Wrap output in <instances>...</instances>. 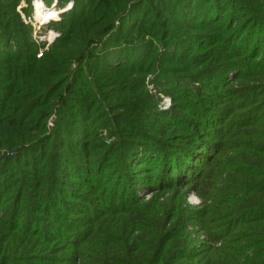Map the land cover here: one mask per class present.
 Listing matches in <instances>:
<instances>
[{"label":"rangeland","instance_id":"rangeland-1","mask_svg":"<svg viewBox=\"0 0 264 264\" xmlns=\"http://www.w3.org/2000/svg\"><path fill=\"white\" fill-rule=\"evenodd\" d=\"M0 264H264V0H0Z\"/></svg>","mask_w":264,"mask_h":264},{"label":"built area","instance_id":"built-area-1","mask_svg":"<svg viewBox=\"0 0 264 264\" xmlns=\"http://www.w3.org/2000/svg\"><path fill=\"white\" fill-rule=\"evenodd\" d=\"M67 10V9H66ZM46 15V13L43 11L41 17L39 18V24H43V23H48L49 21H53L54 19H52L53 17L49 18V19H43L42 16L44 17ZM36 18V17H35ZM37 19V18H36Z\"/></svg>","mask_w":264,"mask_h":264},{"label":"bare ground","instance_id":"bare-ground-1","mask_svg":"<svg viewBox=\"0 0 264 264\" xmlns=\"http://www.w3.org/2000/svg\"><path fill=\"white\" fill-rule=\"evenodd\" d=\"M40 8V6H39V4H36V6L34 7V9H35V14L40 18L41 16L39 15V11H38V9ZM52 17V15H50L49 14V16L47 17V14H46V16H45V19H49V18H51ZM43 18V17H42ZM54 18V17H53ZM52 18V19H53Z\"/></svg>","mask_w":264,"mask_h":264},{"label":"trees","instance_id":"trees-1","mask_svg":"<svg viewBox=\"0 0 264 264\" xmlns=\"http://www.w3.org/2000/svg\"><path fill=\"white\" fill-rule=\"evenodd\" d=\"M59 15H60V14H57V16H55V17L57 18ZM55 17L53 18L54 20L56 19Z\"/></svg>","mask_w":264,"mask_h":264}]
</instances>
